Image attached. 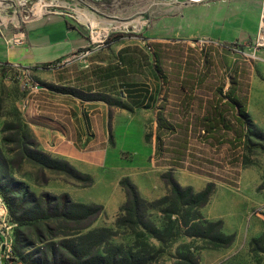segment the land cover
I'll list each match as a JSON object with an SVG mask.
<instances>
[{
    "label": "rangeland",
    "instance_id": "obj_1",
    "mask_svg": "<svg viewBox=\"0 0 264 264\" xmlns=\"http://www.w3.org/2000/svg\"><path fill=\"white\" fill-rule=\"evenodd\" d=\"M24 1L0 0L4 18L18 22L13 25L16 31L24 9H35L40 0L22 6ZM44 1L57 3L45 13L70 11L77 17L87 13L82 2L92 4L99 26L109 25L110 35L102 48L88 54L77 51L52 68L41 67L42 79L27 80L18 69L0 65V258L4 256L6 264H30L44 257L75 262L71 251L76 250L82 262L106 264L114 256L127 259L129 253L146 252V264H188L182 258L185 249L193 248L189 264H196L200 257L195 250L206 242L196 238L185 244V222L190 227V221L201 217L202 199L196 193L211 182L243 214L239 252L218 264H264V215H248L258 214L264 201V98L252 96L253 85L264 88V54L255 47L264 0L259 18L251 20V32L245 34L223 33L218 13L223 0ZM66 1L80 6L71 8ZM93 31L96 37L97 28ZM107 67L113 76L104 79ZM234 76L247 102L248 123L243 128L221 100ZM127 83L151 94L143 100L148 108L132 105ZM37 99L47 106L55 100L66 106L102 101L109 107L107 152L95 176L38 148L26 114ZM215 109L223 114L224 124L208 129L211 123L204 117ZM160 114L170 134L164 132L157 143ZM111 182L120 187L125 202L108 216L103 213L108 191L114 193ZM132 187L147 205L132 198ZM63 188L89 189L97 199L74 202L60 191ZM43 194L50 195L49 205ZM62 194L83 208L53 201ZM62 205L69 217L60 215ZM11 210L30 216L47 213L50 219L19 226ZM230 219L227 225L232 227ZM17 236L19 246L28 245L20 256L12 250Z\"/></svg>",
    "mask_w": 264,
    "mask_h": 264
},
{
    "label": "crops",
    "instance_id": "obj_2",
    "mask_svg": "<svg viewBox=\"0 0 264 264\" xmlns=\"http://www.w3.org/2000/svg\"><path fill=\"white\" fill-rule=\"evenodd\" d=\"M223 1V4L219 5L218 12L223 33H250L249 24L252 25L251 20L254 17L255 21L259 18V3L262 0ZM66 2L71 8L80 6V3ZM82 4H84L83 9L85 10H80L87 13H82L78 17L70 11H48V13L24 22L19 31L13 29V19L10 21L8 17L4 18L3 11L5 9L0 7V65L18 69L19 76L27 80L30 78L42 79L41 67L44 65L69 59L77 51H92L96 47H104L106 45L104 41L110 35V32L106 30L110 26L102 23L99 26L95 14L98 13L97 8L92 4L83 2ZM249 4L250 7L247 6ZM89 18L95 23L92 24L91 20L87 21ZM258 23L259 21L256 25L257 30ZM96 28L97 36L94 37L90 31ZM250 28L252 27L250 26ZM253 91L252 96L256 99L259 96L264 98V88L261 89V87L253 85ZM32 102L31 106L27 107V123L38 148L52 157L68 161L82 172L95 176L99 161L105 158L107 152L109 107L102 101H77L76 104L68 106L60 104L59 101L57 103L55 100L48 103V106L45 100L37 99ZM95 110L99 112L94 113ZM105 177L107 178V176ZM112 186L114 188V185ZM60 191L67 193L72 201L78 203H89L91 200L96 201L97 199L96 194L89 189L79 191L74 188H63ZM113 191V194H110L109 191L107 193L105 198L107 204H104L103 215H115L117 209L125 202L120 187L117 189L115 186ZM142 197L149 200L154 198ZM230 204L225 192L216 187L209 202L200 209L202 220L219 222L221 233L231 236L232 240L227 246L212 247L206 243L195 250L200 257L198 264H218L239 252L237 245L241 237L242 221L239 217L243 214L240 209ZM225 210L226 212L223 213ZM247 213L248 211L244 213V218H247ZM248 215L252 219L263 216L262 214L251 215L250 211ZM229 218L234 222L232 227L227 225ZM96 225L98 226V221L95 223ZM184 238L185 244L189 245L193 240L197 242L199 239L190 236H184ZM186 250L193 252L194 249L187 248Z\"/></svg>",
    "mask_w": 264,
    "mask_h": 264
},
{
    "label": "trees",
    "instance_id": "obj_3",
    "mask_svg": "<svg viewBox=\"0 0 264 264\" xmlns=\"http://www.w3.org/2000/svg\"><path fill=\"white\" fill-rule=\"evenodd\" d=\"M56 63L44 65L43 67H48V66L53 67L54 65H56ZM155 66H156L157 72L160 74L161 70L157 67V63L155 64ZM104 70H105V72L102 74L104 79L113 76L112 73L108 71L109 67H107L106 69L104 68ZM162 80H163V77H162ZM124 88L127 91L126 97L129 98V100L131 101L133 106L141 105V107L144 109L148 108L147 104L144 103V101H143V100L148 101L151 98V94L149 92H147V90H145L144 93H141L138 91L140 87L136 86L133 83L125 84ZM52 90L53 91H55V90L59 91V89H56V88L52 89ZM90 91L91 90H89V92ZM239 91H240L239 82H238V79H236V76H234V78L231 81L230 87L228 89V93L226 95H221V100L226 103V106L229 109L234 111V113L236 114L235 120L240 124V127L243 128L248 123L247 102H246V99L243 100L241 98ZM104 102H106V101H104ZM122 108L129 110V108L126 105H123ZM204 119H205V121L211 123V125H208V129L212 128L214 125L224 124L223 114H221V112L219 110H216V109L212 110L208 115H206V117H204ZM166 130L170 131L168 129V123L160 114L158 117L157 143L161 142L162 136ZM168 131L165 132V134H170V132H168ZM35 151H37V150L35 149ZM213 190H214L213 183H208L202 191H199L196 193V196L202 199L201 207L205 206L208 203L209 198H210L211 194L213 193ZM131 195L135 201L141 203L142 205H144V204L147 205V202L144 201L143 199H141V197L138 195V192L136 191V189L134 187L131 188ZM41 197L44 198V201L47 205L50 204L47 202V198H50L49 194H43ZM52 199H53V201L55 199H59L61 204H64L68 208H70V207L71 208H80V209L83 208V205H81V204L72 203L69 200L68 196L64 195V194L57 196V198L52 197ZM65 206L62 205V212L60 213V215H63L64 217H69L70 213H67L64 211V209L66 208ZM8 207H9V204H8ZM9 209H10V207H9ZM47 209H48V207H47ZM16 214L17 213H15L14 211H12V210L10 211L11 219L19 226H22L27 222L50 219L49 214L41 213V212L34 213L33 216H30L29 214H26V213L24 215L23 214H17L16 215ZM195 220H197L198 222L195 223ZM200 220L202 222H200ZM189 226L190 227H188L187 222H185L186 234L189 233L188 236L202 239L207 243V245L212 246V247L227 246L230 244V242L232 240L231 236H226V235L221 233L219 222H208V221L202 220V218L199 216L198 218L190 221ZM213 228H216V229L213 230ZM188 230L191 232H188ZM0 241H3V237L1 235H0ZM19 242H22V241H19L18 236H17L15 239V243L12 245V250L16 254V256H20L21 250L28 246V245H25V246L20 245L19 246ZM132 252H134V251L132 250ZM71 254L75 258V262H70V261L64 260V259L56 261L55 258L47 260V258L44 257V258H36L33 261H31L30 264H87L86 262L80 261L79 258L81 256V254L78 251H76V250L71 251ZM191 258L192 259L194 258L193 253L190 252L189 250H186L185 255L182 259H184V261L189 264L191 262ZM21 261H26V260L21 258ZM146 263H147L146 252H143V253L138 252V253H136V256L129 253L127 259L124 256H119V255L116 257L114 256V258L112 257L111 260L106 264H146ZM0 264H6V259L4 256H1ZM196 264H198V262Z\"/></svg>",
    "mask_w": 264,
    "mask_h": 264
},
{
    "label": "built area",
    "instance_id": "obj_4",
    "mask_svg": "<svg viewBox=\"0 0 264 264\" xmlns=\"http://www.w3.org/2000/svg\"><path fill=\"white\" fill-rule=\"evenodd\" d=\"M193 1H200V0H193ZM27 2H28V0H25L24 3L22 4V6H25ZM33 8L34 7L31 6L28 9H24L25 15L23 17V21H21L22 24H19V26H21L20 29L23 27L24 22H26L30 19H33L35 17H38ZM43 14H45V13H43ZM43 14H41V15H43ZM17 24H18V22L16 21L14 26H17ZM91 32L94 34L93 29H92V31H90V33ZM255 47H256V49L262 51V53L264 54V6H263L262 12L260 14V18H259L258 30H257V40H256ZM90 51L91 50L85 51V54H88ZM49 67L51 68L52 66H49ZM257 212H258V214L264 215V201L257 208Z\"/></svg>",
    "mask_w": 264,
    "mask_h": 264
},
{
    "label": "bare ground",
    "instance_id": "obj_5",
    "mask_svg": "<svg viewBox=\"0 0 264 264\" xmlns=\"http://www.w3.org/2000/svg\"><path fill=\"white\" fill-rule=\"evenodd\" d=\"M60 3H61V1H60ZM56 5H57V3H47L44 0H40L36 4L34 10H36L38 12V14L35 12L38 16H41V14L47 12V10L54 8V6H56Z\"/></svg>",
    "mask_w": 264,
    "mask_h": 264
}]
</instances>
